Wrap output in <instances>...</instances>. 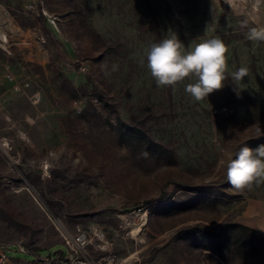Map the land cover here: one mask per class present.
Here are the masks:
<instances>
[{
	"label": "rangeland",
	"instance_id": "obj_1",
	"mask_svg": "<svg viewBox=\"0 0 264 264\" xmlns=\"http://www.w3.org/2000/svg\"><path fill=\"white\" fill-rule=\"evenodd\" d=\"M254 27H264V0H0L9 256L81 264L64 235L99 225L104 247L86 248L96 263L264 264V178L236 189L219 164L264 144V42L247 38ZM172 34L186 50L225 42L221 89L196 101L185 91L194 78L156 83L146 52ZM241 67L248 74L233 80ZM218 231L221 252L209 235ZM35 252L59 257L37 262Z\"/></svg>",
	"mask_w": 264,
	"mask_h": 264
},
{
	"label": "clouds",
	"instance_id": "obj_2",
	"mask_svg": "<svg viewBox=\"0 0 264 264\" xmlns=\"http://www.w3.org/2000/svg\"><path fill=\"white\" fill-rule=\"evenodd\" d=\"M247 38L264 42V27L249 29ZM227 51L228 46L219 37L203 39L186 50L178 36L172 34L149 46L147 68L160 86H174L186 78H194V82L185 86V91L196 101H201L224 86L228 78ZM247 74V69L241 67L231 73V77L242 80ZM262 133L264 130H257V136ZM219 164L226 166L231 185L244 189L253 181L264 178V144L255 149L244 145L234 157L229 156L226 165L223 159Z\"/></svg>",
	"mask_w": 264,
	"mask_h": 264
},
{
	"label": "built area",
	"instance_id": "obj_3",
	"mask_svg": "<svg viewBox=\"0 0 264 264\" xmlns=\"http://www.w3.org/2000/svg\"><path fill=\"white\" fill-rule=\"evenodd\" d=\"M32 6V5H31ZM33 7V6H32ZM126 226H132V222H127ZM106 232L99 225H92L88 230L81 229L80 227L76 228V231L71 234H65V246L68 253L71 255H75L76 257H83L81 259V264H101V262H95L91 258L87 256L86 248L95 244L99 248H103V243L105 242ZM9 244L0 241V264H26L15 261L11 256H9ZM18 249L22 252H30L28 249H25L21 245H17ZM65 251L62 250V256H66ZM35 260H41L44 263H50L52 261L58 260L59 255H55L54 257L51 255L42 256L39 253L35 252ZM114 259L111 258L108 260L107 264H111V261ZM38 262V261H37ZM63 262L65 263L64 259ZM118 264H122L118 262Z\"/></svg>",
	"mask_w": 264,
	"mask_h": 264
},
{
	"label": "trees",
	"instance_id": "obj_4",
	"mask_svg": "<svg viewBox=\"0 0 264 264\" xmlns=\"http://www.w3.org/2000/svg\"><path fill=\"white\" fill-rule=\"evenodd\" d=\"M236 228H243L245 229L246 227L241 225V224H236V223H230L226 225V229L228 230H232V229H236ZM224 231H218V232H210V236L213 237V244L215 245L214 247H216V249L221 252L222 248L221 246L224 243L225 240V234L226 232L223 234ZM209 233V232H208Z\"/></svg>",
	"mask_w": 264,
	"mask_h": 264
},
{
	"label": "bare ground",
	"instance_id": "obj_5",
	"mask_svg": "<svg viewBox=\"0 0 264 264\" xmlns=\"http://www.w3.org/2000/svg\"><path fill=\"white\" fill-rule=\"evenodd\" d=\"M1 36H2V38H4L5 39V34H1ZM138 229V228H137ZM141 229V228H140Z\"/></svg>",
	"mask_w": 264,
	"mask_h": 264
},
{
	"label": "water",
	"instance_id": "obj_6",
	"mask_svg": "<svg viewBox=\"0 0 264 264\" xmlns=\"http://www.w3.org/2000/svg\"><path fill=\"white\" fill-rule=\"evenodd\" d=\"M57 251H58V250L54 251V254H57Z\"/></svg>",
	"mask_w": 264,
	"mask_h": 264
}]
</instances>
